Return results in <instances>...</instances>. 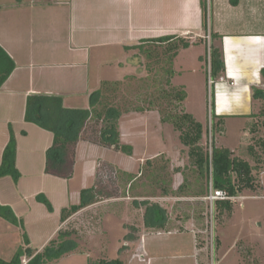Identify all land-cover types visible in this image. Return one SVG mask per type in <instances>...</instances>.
<instances>
[{"label":"crops","instance_id":"0c3cea01","mask_svg":"<svg viewBox=\"0 0 264 264\" xmlns=\"http://www.w3.org/2000/svg\"><path fill=\"white\" fill-rule=\"evenodd\" d=\"M230 1L233 2L232 0H208V28L205 30L202 27L200 0H36V2L33 0V3H36L33 4L36 9L31 14L33 22L24 32V9L26 8L24 0H0V47L15 63L11 74L0 87V161L4 146L9 139V129H11L16 141V167L20 172L16 182L9 175L0 177V203L9 205L15 215L22 219L32 248L36 251L41 250L56 235V231L61 228L60 225L77 213L60 222V209L78 203H74L73 198L79 199V191L82 189L78 187L75 192L69 189L74 166L79 162V145L83 143L87 145V149L95 151L90 148L92 146L99 152L112 148L81 139L74 147L70 177L45 173V151L52 143V133L24 120L26 97L29 94H53L62 97L65 107H87L88 104L78 106L75 103L69 104L68 101L82 94L88 95L102 80L115 81L116 79L108 78L109 73L105 75L112 66V61L118 59L111 52L120 49L128 54L136 52V49H125L124 46L139 44L143 39L164 35L190 39L187 47L176 50L172 59L173 74L170 82L184 85L186 96L181 102L183 109L202 124V137H205V121L202 122L196 116L194 108L189 103L191 84L188 79L196 74H202L203 56L209 44V41L208 44L204 42L203 36H209L211 39L210 33L216 34V37L212 38V43H217L216 47L221 49L225 71L223 76L214 81L216 118L213 120L216 122L218 118H222L223 124L220 131L216 132L213 143L217 147L228 148L234 156H238L234 154L235 149L243 144V151H246L248 155L243 159L250 162L247 146L256 134L253 125L257 118L262 117L259 115V110L264 104L260 96H253V89H257V93L264 90V77L260 73V70L264 68V29L226 31L218 24L215 25L214 11L217 14L221 13L222 17L223 8L230 5ZM263 1L234 0L235 4L226 7V11L231 13L239 5L236 15L241 22L257 18L258 15L264 19ZM261 3L262 6H260ZM33 5L26 8L30 10L29 13ZM46 23L48 28L45 26ZM25 33L31 35L28 45L24 41ZM37 33H39L38 36L35 35ZM103 53H105L104 56H102ZM201 79L202 84L204 82L201 90L203 106L207 80L205 81V77ZM208 117L209 113H206V121ZM230 120L235 121L239 133V143L237 146L234 145V148L218 143V135L226 132V124ZM156 123L159 126L166 124V122L161 123L159 114ZM201 140L200 144L203 145ZM178 145L184 147L180 142ZM254 148L257 150V147ZM83 161L85 177L91 178L92 185H94L96 167L99 162L113 164L123 171L131 172L130 169L120 168L117 164L101 157H85ZM24 163L25 169L22 170L21 165ZM263 166L264 164L261 163L260 172H263L261 171ZM179 175V172L174 175L175 187L171 190L176 191L179 186ZM23 180H26L28 185L22 189ZM49 182L52 184L51 187L47 185ZM257 188H264L260 180ZM38 193H43L51 202L53 208L51 212L42 203L36 201L35 196ZM166 196L168 195L162 197L166 198ZM153 201L160 206L162 204L160 201ZM24 202L27 204L24 205ZM216 211L219 212L217 209ZM232 211L233 204L230 211L219 212L221 214L227 212V217L216 231L217 264H264V223L258 222L255 227L237 228L231 222ZM49 220L53 223L52 228L43 229V224ZM29 221L32 223L33 233L26 225ZM181 221L179 230H162L161 232L182 233L185 230H195L197 226L191 216ZM167 225L168 220L163 229H166ZM19 234L21 235V230L17 226L12 230L4 227L0 229V238L5 237L2 241H6L8 236L17 237ZM33 234L37 236L34 237ZM225 237H230L226 243ZM194 238L192 248L188 242V250L192 254V260L196 255L197 263L202 260L200 252L204 250L197 244L196 235ZM169 239L173 240L171 236ZM21 242L22 240L19 241L18 246ZM175 242L186 245V240L181 236H178ZM140 248L143 247L140 246ZM177 258L183 259L184 256L180 255ZM149 259L151 264L154 259L153 257Z\"/></svg>","mask_w":264,"mask_h":264},{"label":"rangeland","instance_id":"374dc122","mask_svg":"<svg viewBox=\"0 0 264 264\" xmlns=\"http://www.w3.org/2000/svg\"><path fill=\"white\" fill-rule=\"evenodd\" d=\"M232 1H230V5L235 4L234 0ZM24 2V7L26 8L36 4L33 3V0H24ZM263 4L261 3L260 6ZM34 5L31 13H29L30 10L24 9V32H26L30 23L33 22L31 14L36 9ZM230 5L228 4L229 7H231ZM228 6H224V15L222 13V17L220 16L221 13L217 14L214 11L213 21L215 25L218 24L226 31H239L240 29L248 28L264 29L263 17L261 18L258 15L257 18L249 19L247 22H241L239 16L236 15L239 5L231 13L226 11V7ZM47 25L48 23L45 26L47 27ZM35 35L38 36L39 33ZM29 36H31L29 33L24 34L26 45H28V41L30 42ZM202 39L207 44L208 41L209 43L211 42V39L205 36ZM186 40L189 41L190 39L186 38ZM216 44L214 43L215 46H217ZM158 50L161 52L160 50H163V48H158ZM111 53L118 59L112 61V66L108 72H105V75L109 73L108 78L118 79L117 81L120 84L115 93H111V95L108 93L107 98L111 104L118 106L123 111L118 119L120 142L130 144L132 146V153L127 155L120 151H114L113 149L99 152V150L90 146V148L95 150L91 151L87 149V145L81 143L78 147L79 162L74 166V174L69 181V189L71 192H75L78 187L86 188L92 185L91 178L85 177V165L83 161L85 157H101L102 159H107L117 164L120 168L130 169L137 177L129 184L125 176L120 179L116 178L113 164H106V162L97 163L94 184L99 190L100 199L87 208L79 210L60 225L62 230L71 232L70 237L77 244V247L74 251L65 253L59 260L47 264H87L88 261L100 258H118L123 264H149V257H153L154 259L151 264H195L196 255L192 260V254L188 250V242L192 248L195 235L197 244L203 247L204 251L202 253L200 252V254H202L201 261L204 262L206 254V232L202 230L206 229L207 217L203 196L206 193L205 188L209 184H207L205 178L199 177L195 168L191 166L188 157V148L180 142L179 131L169 122H166L162 126L156 123L158 121V114L161 121V116L164 112L180 114L184 111L182 103L175 101L172 95L175 91L183 90L185 92V87L182 84L167 83L162 70L159 69L161 63L158 66H153L152 69L154 71L152 70L153 72L148 73L144 67V63L147 61L137 56L135 54L136 52L134 54H128L120 49L112 51ZM104 55L105 53L102 56ZM203 57L202 74H196L188 80L191 84L189 87V103L194 108L196 116L202 122L205 121V137H202L201 142L204 150L207 151L210 150V145L214 142L215 134L220 131L223 123L215 124L213 120L210 129V124L208 120L206 121V113H209V81L207 84L205 82L206 93L204 94V105L202 106L203 95L201 90L204 82L202 84L201 77L203 79L205 77L206 81L209 75L206 72V69L208 71L206 54ZM96 86L98 87L99 85L96 84ZM89 94H82L76 99L70 98L69 100L71 101H68V103H75L78 106L88 104ZM166 94L167 97H165ZM148 102L152 103L151 106ZM137 106L143 108L151 107V109L142 112L131 111ZM150 110H154V112H149ZM263 122L264 117L257 118V121L253 125L255 126L256 134L250 143L254 147H257L256 152L261 156L262 164H264V152L262 148L256 145L255 138H260V140L264 141ZM161 123L165 122L161 121ZM213 124L215 127H213ZM236 127L237 124H235L234 120L227 121L226 132L218 135V143L230 147L237 146L239 143V133ZM97 128L98 125L96 127L93 123L88 125L85 133L87 138H92L96 134ZM179 142L184 147H180L178 145ZM234 154L242 158L248 157L246 151H243V144L241 147L235 149ZM147 159L151 160L150 165L145 164ZM249 160L254 164L252 157ZM24 165L25 163L21 165L22 170L25 169ZM261 171L263 172L259 170L258 178L264 186V166ZM177 172L180 173L178 182L181 183L185 179L186 186L181 192L171 193L176 192L171 190V188L175 187L174 175H177ZM23 178L25 177L23 176ZM26 185H28V182L23 180L21 188H25ZM47 185L51 187L52 184L49 182ZM162 187L169 190L166 198L162 197ZM201 188L205 192L202 196H192L201 190ZM156 197L162 198L159 199ZM73 199L74 203L79 201L76 197ZM153 200L160 201L162 203L161 206L166 211L168 219L166 229L152 228L144 225L145 207L151 202H155ZM143 201H147L148 203L144 204L142 203ZM230 202L233 204L231 222L237 228L240 226L243 228L249 226L255 227L258 222L264 223V188H256L254 190L243 189L237 194V198L233 197ZM27 203L24 202V205ZM18 209L20 208L18 207ZM37 213L39 214L38 211ZM37 213L34 214L37 215ZM190 216L195 220L198 230L195 228L192 231L185 230L182 233L172 234L161 232L162 230H179L181 228L179 224L182 222L181 220H185ZM226 217L227 212H223V214L217 213L216 231L224 223ZM39 218L41 217L39 216ZM26 225L30 227L29 230L33 233L32 223L29 221ZM52 225L53 223L49 220V222L43 224L42 228L49 229L52 228ZM3 227L7 230H12L15 228V225L0 217V229ZM33 235L34 237L37 236L36 234ZM169 236L173 240H170ZM178 236L186 240V245L175 242ZM3 237L0 238V257L8 260L18 246L19 241L22 240V235L19 234L17 237L8 236L6 241H2ZM225 238H227L224 240L226 243L230 237ZM180 255H183L184 258L178 259L177 257ZM26 259V257H23L22 262Z\"/></svg>","mask_w":264,"mask_h":264},{"label":"trees","instance_id":"16d2710c","mask_svg":"<svg viewBox=\"0 0 264 264\" xmlns=\"http://www.w3.org/2000/svg\"><path fill=\"white\" fill-rule=\"evenodd\" d=\"M200 7L202 27L207 30L208 1L200 0ZM214 37H216V34L210 33L211 42L208 44L206 50V58L207 55L209 57L208 71L206 69L209 78L207 77L206 80L207 82L209 79L212 81L208 87V111L211 114L212 123L213 119L216 118L214 113V81L216 78L223 76L225 71L221 49L212 43V38ZM189 44L190 42L186 38H179L175 35H164L143 39L139 44L124 46V48L136 49L135 54L147 61L144 63V67L148 73L154 71L152 69L153 66H158L161 63L159 69L162 70L165 81L169 83L173 74L172 59L176 54V50L185 48ZM160 47L163 48V50H160L161 52L158 50ZM14 67L15 63L13 59L0 47V87L11 74ZM260 73L264 77V68L260 70ZM119 84L120 82L117 80H102L99 86L89 94V103L85 108L65 107L62 97L59 95L39 93L29 94L26 97L24 120L32 122L52 133V143L45 151V173L65 178L70 177L74 159V147L81 139H87L98 145L110 147L115 151H120L127 155L132 153V146L130 144L120 142L118 119L123 111L118 106L111 104L107 98L108 93L111 95V93L117 91ZM256 95L264 100V90H260L257 93V89H253V96ZM172 96L179 103L185 98V92L183 90L175 91ZM165 97H167V94ZM148 104L151 106L152 103L148 102ZM149 109L151 107L143 108L137 106L131 111L142 112ZM259 115L264 117L263 106L259 110ZM161 121L171 123L179 131L180 142L188 148L191 166L195 168L199 177L206 179L207 184L211 183L213 188L222 189L229 196L233 197L237 196L243 189L254 190L258 187L261 156L256 152L257 150L253 145L247 146V152L253 158L254 164L246 159L234 156L228 148L217 147L214 143L211 145L210 152L204 150L200 144L202 124L190 113L185 111L180 114L164 112L161 116ZM222 122V118H218L215 124H221ZM91 123L95 124L96 127L98 125L97 132L92 138H87L85 135L86 129ZM213 127H215L214 124ZM255 143L264 152V141L257 138ZM15 157L16 141L13 131L9 129V139L1 155L0 177L9 175L14 182L20 177ZM145 164L150 165L151 160L147 159ZM113 168H115L116 178L120 179L125 176L129 184L137 177L132 172L123 171L115 166ZM185 186V179H183L177 187L176 192L171 193L181 192ZM205 189L207 192L208 186ZM161 191L163 195L169 193V190L164 187L161 188ZM204 193L201 188L193 196H202ZM35 199L42 203L49 212L53 210L51 202L43 193H38ZM99 199V190L95 184L80 189L78 203L70 204L60 209V222L65 221L69 216L82 208L96 203ZM142 203L148 202L143 201ZM215 208L219 212L224 210L230 211L231 202L230 200H218L215 202ZM0 217L19 227L22 235V244L15 249L8 260L0 257V264H47L59 260L65 253L74 251L77 247V244L70 237L71 232L59 228L56 231L55 238H51L41 250L36 251L29 245L30 241L24 229L22 219L15 215L9 205L0 203ZM167 220L165 209L158 203L151 202L145 207L143 221L147 227L163 229ZM126 237L130 239L129 236L126 235ZM23 257L27 258L26 263L22 262ZM87 264H123V262L118 258H100L88 261Z\"/></svg>","mask_w":264,"mask_h":264},{"label":"built area","instance_id":"2783aa9c","mask_svg":"<svg viewBox=\"0 0 264 264\" xmlns=\"http://www.w3.org/2000/svg\"><path fill=\"white\" fill-rule=\"evenodd\" d=\"M209 39V36H207ZM207 59L209 60V57L207 55ZM207 60V63H208ZM209 68V63H208ZM209 84L212 83V81L209 79ZM264 87V84H263ZM211 114H209L208 117V123L210 124L211 129ZM211 151V145L210 150ZM203 199L206 203V217H207V225L206 229L202 230L203 232H206V254H205V261L197 262L196 264H217L216 261V253H215V238H216V208H215V202L218 200H231L233 199V196H229L226 191L222 189H215L212 187L211 183L208 185V189L206 194L203 196ZM23 263H26V260H24Z\"/></svg>","mask_w":264,"mask_h":264}]
</instances>
